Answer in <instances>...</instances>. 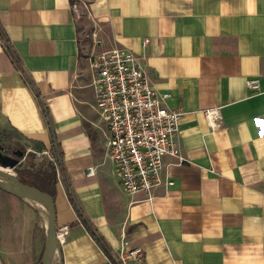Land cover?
I'll return each instance as SVG.
<instances>
[{
    "label": "crops",
    "instance_id": "obj_1",
    "mask_svg": "<svg viewBox=\"0 0 264 264\" xmlns=\"http://www.w3.org/2000/svg\"><path fill=\"white\" fill-rule=\"evenodd\" d=\"M115 46L183 112L185 161L151 201L121 189L95 109L88 58ZM211 108L221 115L214 130ZM262 115L264 0H0V129L61 161L62 264H114L122 235L143 250L141 264H264ZM3 252L0 243L7 264Z\"/></svg>",
    "mask_w": 264,
    "mask_h": 264
},
{
    "label": "built area",
    "instance_id": "obj_2",
    "mask_svg": "<svg viewBox=\"0 0 264 264\" xmlns=\"http://www.w3.org/2000/svg\"><path fill=\"white\" fill-rule=\"evenodd\" d=\"M88 60L95 109L107 128L106 152L121 189L128 195L144 194L146 200L151 201L157 188H163L166 193L174 185L170 167L185 161L177 138L183 112L166 106L170 95L156 90L147 71L130 50L115 46L91 54ZM247 83L251 89L258 88L255 79ZM204 115L211 129L218 128L219 108L207 109ZM261 119L264 121V115ZM27 152L37 153L31 148ZM42 153L54 164L58 177L55 157L49 151ZM167 156L175 161L165 163ZM88 173H92L91 169ZM67 233L68 226L57 227L59 245ZM143 258V250L129 247L122 235L118 263L141 264Z\"/></svg>",
    "mask_w": 264,
    "mask_h": 264
},
{
    "label": "rangeland",
    "instance_id": "obj_3",
    "mask_svg": "<svg viewBox=\"0 0 264 264\" xmlns=\"http://www.w3.org/2000/svg\"><path fill=\"white\" fill-rule=\"evenodd\" d=\"M10 141H0V146L12 150H24L18 158V168L44 167L51 162L41 153L12 132ZM29 148L37 153L27 152ZM27 152V153H26ZM28 154V156H27ZM31 154V155H29ZM27 156V157H26ZM12 172L16 174L15 170ZM45 209L37 202L17 198L0 190L1 245L7 264H39L45 241ZM54 264L56 261H53Z\"/></svg>",
    "mask_w": 264,
    "mask_h": 264
},
{
    "label": "water",
    "instance_id": "obj_4",
    "mask_svg": "<svg viewBox=\"0 0 264 264\" xmlns=\"http://www.w3.org/2000/svg\"><path fill=\"white\" fill-rule=\"evenodd\" d=\"M20 152V151H19ZM18 153L19 157L22 152ZM18 157V158H19ZM18 158L13 159L0 153V190L22 198L39 203L45 209V241L40 259V264H52L57 260L62 264L60 245L56 239V216L54 200L48 193H45L33 186L22 183L15 173L12 172L19 163ZM10 170V171H7ZM39 201V202H38Z\"/></svg>",
    "mask_w": 264,
    "mask_h": 264
},
{
    "label": "trees",
    "instance_id": "obj_5",
    "mask_svg": "<svg viewBox=\"0 0 264 264\" xmlns=\"http://www.w3.org/2000/svg\"><path fill=\"white\" fill-rule=\"evenodd\" d=\"M4 42L7 44L5 38ZM11 55H13V53L10 50H7ZM14 57V55H13ZM14 59V58H13ZM15 60V59H14ZM12 138V135L10 133H8L6 130L0 129V141H10ZM0 149L5 150L3 152V150L0 152L1 154H5L8 156L9 151L7 149H4V147L0 146ZM17 151H22V154L24 153V150H12V152H17ZM3 154V155H4ZM51 154L55 157L56 162L58 167L60 168V170H62V165H61V161L59 160L58 156L56 153H52ZM31 155V154H29ZM28 156V154H27ZM26 156V157H27ZM15 172H16V176L18 177V179L27 185L33 186L45 193H48L49 195H51V197L54 199L55 195H56V171H55V167L54 164L52 162H49L47 167H38L35 168L32 166L31 169L23 167L22 169H19L18 166H16L14 168ZM71 200H73V198L71 197ZM74 201V200H73ZM83 223L84 225L87 227L89 233L91 234V236L93 237V239L104 249L106 250V247L104 245V242L102 240V238L98 235V233L96 232L95 229H93L91 227V225L89 224V222L83 218ZM114 264H119L118 261L115 258H112ZM40 264V261H39Z\"/></svg>",
    "mask_w": 264,
    "mask_h": 264
},
{
    "label": "flooded vegetation",
    "instance_id": "obj_6",
    "mask_svg": "<svg viewBox=\"0 0 264 264\" xmlns=\"http://www.w3.org/2000/svg\"><path fill=\"white\" fill-rule=\"evenodd\" d=\"M5 150H3V152H4ZM17 152H19V151H17ZM20 152H22V151H20ZM19 152V153H20ZM4 154V153H3ZM5 155V154H4ZM19 154L18 153H16V152H12L11 154H8V156L9 157H11V158H13V159H17L19 156H18Z\"/></svg>",
    "mask_w": 264,
    "mask_h": 264
},
{
    "label": "bare ground",
    "instance_id": "obj_7",
    "mask_svg": "<svg viewBox=\"0 0 264 264\" xmlns=\"http://www.w3.org/2000/svg\"><path fill=\"white\" fill-rule=\"evenodd\" d=\"M7 171H10V170H7ZM11 172V171H10ZM39 202V201H38ZM40 203V202H39ZM41 204V203H40ZM44 224L46 223V217H44Z\"/></svg>",
    "mask_w": 264,
    "mask_h": 264
}]
</instances>
